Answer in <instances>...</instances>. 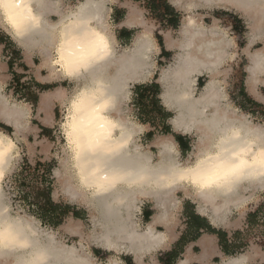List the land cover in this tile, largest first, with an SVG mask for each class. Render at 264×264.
<instances>
[{"label": "bare ground", "instance_id": "6f19581e", "mask_svg": "<svg viewBox=\"0 0 264 264\" xmlns=\"http://www.w3.org/2000/svg\"><path fill=\"white\" fill-rule=\"evenodd\" d=\"M169 2L177 10L185 12V16L179 29V36L174 38L168 33L165 37L166 45L174 49L175 53L172 62L161 68H158L154 59V54L160 49L144 16L132 10L123 20L122 25L132 29L138 28L139 32L130 45L121 47L107 21L111 9L106 7L104 0H84L74 9L62 8L61 0H30L33 15L39 20V25L22 37L8 32L29 58L34 54L42 57L43 66L49 72L47 80L61 78L74 83L70 92L65 88H58L45 96L38 111L40 117L45 113L43 118L45 122H51V104L59 101L65 106V117L60 123V130L66 141L65 158L60 162L62 169H57L55 174L68 200L84 204L88 209L92 226L89 234L85 236L82 230L80 233L79 225L75 226L72 220L66 227L68 230H75V233L79 230L80 237L90 242L88 245L81 241L78 244H66L54 230L44 228L38 219L14 211L7 200L3 183L21 157L18 141L25 132L32 130V126L30 109L4 94L1 76L3 68L0 63V122L13 129V133L10 134L0 128V136L13 139L18 147L14 159L7 165H0V213L7 207L11 222L26 229L31 228L32 232L36 233L34 237L30 233L28 235L30 239L41 241V246L47 253V264H104L97 261V257L91 251V245L115 255H130L137 264H146L144 258L148 256L152 259L153 254L158 251L169 249L175 239L177 213L182 204L177 196L178 192L193 196L198 204V212L208 218L212 225L230 228L237 222L231 218L234 211H240L241 216H244L245 208L255 199L258 192L264 190V185L260 184L259 179L243 181L232 192L208 195L199 193L187 183L172 186H165L163 181L151 184L124 183L105 191L100 187L103 181L91 184L80 182L81 169L92 170L100 167L110 171L109 165L113 163L125 167L133 176L141 168L154 172L163 171L174 165L183 167L189 161L200 158L201 145L204 141L211 140L214 124L220 120L251 131L253 133L251 142L260 143L259 133L264 128L254 124L248 114L240 112V109L230 101L224 86L223 67L235 57V40L227 29L217 22L209 25L204 15L198 12L201 9L213 8L229 11L235 9L246 20L248 43L243 50L249 59V65L246 67L248 75L246 84L254 93L259 86L264 85V75L260 70V65L264 62V49L254 52L251 50L257 43L264 41V0H169ZM54 16L58 17L57 21L54 20ZM80 21H87L89 29L105 35L108 54L90 68L87 74L81 72L79 76L68 77L64 75L63 69L54 63L59 59L55 50L63 43L65 56H68L72 48L65 42L71 39L69 33L75 28L74 22ZM155 74H158V78L155 79L161 86L162 105L174 113L169 120L174 132L197 137L193 145L194 150L191 152V160L187 162L180 159L178 143L172 135L155 138L153 145L158 149L157 155L147 150L140 144L146 126L137 123L125 109L131 101L133 86L149 82ZM201 77H206V81L197 94ZM249 77H253L255 81L251 87ZM81 93L85 94L86 105L78 117L82 121L81 127L92 135L104 130L100 129L95 121L89 124L92 106L90 98L95 93L102 101L107 102L108 106L102 114L105 118V127L111 132L110 142L125 144L119 156L76 159L75 153L68 148L64 126L68 123L71 100ZM143 200L152 201L156 210L152 220L144 227L140 226L137 220ZM2 222L3 215H0V223ZM157 226H162L163 230H158ZM197 243L201 249L197 259L201 264H249L254 260L264 259V252L258 247H253L236 256L229 257L223 254L221 256L218 253L222 258L216 263L208 261L210 256L217 253L213 235H205ZM191 249L189 246L177 264H191V261L196 259L197 254ZM32 259L30 249H18L7 254L0 249V264H30ZM109 264L120 263L112 255Z\"/></svg>", "mask_w": 264, "mask_h": 264}, {"label": "rangeland", "instance_id": "374dc122", "mask_svg": "<svg viewBox=\"0 0 264 264\" xmlns=\"http://www.w3.org/2000/svg\"><path fill=\"white\" fill-rule=\"evenodd\" d=\"M83 1L61 0V7L64 9H74ZM104 1L106 2V7L111 9L107 21L112 31L116 34L121 47L125 48L130 45L136 33L139 32L138 28L132 29L122 25L123 20L128 14L132 10H135L144 16L147 25L152 28L153 35L160 49L154 54L158 68L165 67L172 62L175 51L171 52L166 49L165 34L170 33L174 38L179 36V29L182 25L185 12L174 8L169 0H167L168 5L174 10V16L172 18L168 16V20L167 18L164 20L151 12L144 0ZM198 13L204 15L205 21L209 25L215 22L219 23L234 38L235 57L225 63L223 67L225 90L230 101L240 109V112L248 114L254 124L261 125L264 128V101H260L256 96L251 94L246 86L247 74L245 69L249 65V59L243 52L248 43V25L246 20L235 9H231L230 11L222 8L201 9ZM57 19L58 17L54 16V20L57 21ZM259 49H264V41L251 48L253 52ZM165 51L167 54H164ZM0 63L3 68L1 76L4 94L11 100L22 103L30 109V122L32 126V130L25 132L20 141H18L21 157L17 160L3 183L7 200L14 211L21 214L26 213L38 219L44 228L54 230L66 244L73 245L81 241L88 245L90 242L80 237L82 231L85 232V236L91 232L92 226L88 209L84 204L73 203L68 200L62 192V185L55 174L57 169H62L60 162L65 158L66 141L60 130V123L64 120L66 113L65 106L59 101L51 104V122H45L43 119L45 113H42L40 117L38 111L45 96L50 95L58 88H65L70 92L74 87V83L61 78L47 80L49 72L43 66L42 57L39 54H34L29 58L25 51L12 39L8 31L3 30H0ZM42 77L45 78L42 79ZM155 78H158V74H155L154 78L149 82L139 84L157 83ZM200 79L202 80H199L197 94L200 93L202 85L206 80L205 77ZM259 93L264 95V86H260ZM158 98L160 99V96ZM152 99V94H146L143 101H139L135 94L134 85L131 101L125 108L131 118H134L137 123L146 126V131L141 135L140 144L147 150L152 151L154 155H157L158 149L153 145L155 138L161 135H172L178 142L182 162L191 160V152L194 150L193 145L197 137L195 135L175 133L169 123L174 113L167 110L162 105V102L158 108ZM168 115H171V117H168ZM0 128L7 133H13L11 127L1 122ZM48 188L50 189L51 198L54 203L64 208L67 207L68 213L53 215L47 212L50 211L46 198L47 192H49ZM177 196L182 204L177 213L175 239L169 249L155 254V261L151 262V264H159L158 258L170 252L182 237L186 245L197 237V231L192 227V223L195 222L193 215L204 216L198 212V204L193 196L181 191L177 193ZM153 207L152 201L143 200L141 211L137 214L140 226L144 227L148 223L147 213L143 215L142 212L149 211ZM244 212V216H241L240 211H234L231 218L234 222L237 221L235 225L230 228H222V231L226 232L232 241L231 252L225 256H236L247 252L253 247H258L264 252V190L256 194L255 199L245 208ZM254 212H256V216L252 222H249L248 215ZM70 220L74 221L73 224L75 226L79 225L80 231H78L80 233L78 231L75 233V230H68L66 228ZM59 221L61 222L60 225L57 223ZM203 221L205 222V220ZM52 222L57 224L53 225ZM195 223L200 222L197 221ZM90 248L100 263L109 264L110 256L112 255L118 259L120 264H130L129 260H124L125 257L133 259L132 256L127 254L115 255V253L113 254L93 245ZM180 250L181 247H179V252L182 253L184 249ZM195 252L200 254L201 249L197 248ZM221 256L212 259V262L219 263L222 258ZM182 257V255H179L178 258ZM145 261L149 262L151 258L147 256ZM263 261L264 259L256 261L255 264H262Z\"/></svg>", "mask_w": 264, "mask_h": 264}, {"label": "snow or ice", "instance_id": "6c2138e0", "mask_svg": "<svg viewBox=\"0 0 264 264\" xmlns=\"http://www.w3.org/2000/svg\"><path fill=\"white\" fill-rule=\"evenodd\" d=\"M74 23L75 28L69 33L71 39L65 42L72 51L65 56L63 43L55 50L59 59L54 63L68 77L79 76L81 72L87 74L90 68L108 54L105 35L89 29L87 21ZM38 25L39 20L33 15L30 0H0V30L22 37ZM260 70L264 75V62L261 63ZM254 82V78L249 77L250 87ZM90 100L92 106L89 124L95 121L104 131L92 135L81 127L82 121L78 114L85 110L86 105L85 94L81 93L71 100L68 123L64 126L68 148L75 153L76 159L119 156L125 144L110 142L111 132L106 129L102 114L108 106L107 102L102 101L95 93ZM252 135L244 127L220 120L214 124L211 140L204 141L201 145L200 158L189 161L183 167L174 165L154 172L141 168L133 176L125 167L113 163L109 165L110 171L100 167L81 169L80 182L91 184L103 181L100 187L105 191L124 183L151 184L163 181L165 186L187 183L205 195L232 192L243 181L259 179L260 184L264 185V129L259 133V144L251 142ZM17 151V143L13 139L0 136V165L9 164ZM8 211L5 207L3 213H0L3 215V222L0 223V249L6 254L18 249H30L33 257L30 264H47V253L41 246V241L30 239L28 235L30 233L34 237L36 233L31 228L26 229L11 222Z\"/></svg>", "mask_w": 264, "mask_h": 264}, {"label": "trees", "instance_id": "16d2710c", "mask_svg": "<svg viewBox=\"0 0 264 264\" xmlns=\"http://www.w3.org/2000/svg\"><path fill=\"white\" fill-rule=\"evenodd\" d=\"M147 3V8L156 14V16L161 17L162 19L165 20V18H167L168 20V16L170 18H172L174 16V10L168 5V1L167 0H144ZM176 17V16H175ZM176 25V24H175ZM175 27V26H174ZM164 54H167V52L165 51ZM202 79H200L201 81ZM161 92V87L159 84L157 83H151V84H139V85H135V94L137 96V98L139 99V101H143L144 96L146 94H152L153 95V103L159 108V104L161 103L160 99L158 98V96L160 95ZM168 117H171V115H168ZM167 128H169L167 126ZM50 184V183H49ZM51 185V184H50ZM49 189V188H48ZM49 192H47L46 198H47V202H48V206L50 211L49 214H66L68 213V208L67 207H62L61 205H58L56 203H54V201L51 198V194H50V189L48 190ZM147 216L149 218V214L147 213ZM256 216V212L254 213H250L248 215V221L252 222V220L255 218ZM193 219L195 222H200V223H192V227L197 231V237L195 238V240L201 235L200 230H202L204 227V219L202 217H199L198 215L194 214L193 215ZM53 225H56L57 223H59L60 225V221L57 222L56 224L54 222H52ZM207 229L208 232L214 233L218 236L219 238V242H220V246L222 247V250L224 253H226L227 255L230 254V248L232 247V241L228 239V235L226 232L222 231V230H217L212 228L210 225L205 227ZM184 238L182 237L176 244V246L167 253V264H173L176 259L179 257L180 253L179 252V247H181L182 251L186 246V244H184Z\"/></svg>", "mask_w": 264, "mask_h": 264}, {"label": "crops", "instance_id": "0c3cea01", "mask_svg": "<svg viewBox=\"0 0 264 264\" xmlns=\"http://www.w3.org/2000/svg\"><path fill=\"white\" fill-rule=\"evenodd\" d=\"M171 4V3H170ZM205 19V18H204ZM166 36H168V34H165V37ZM119 42V41H118ZM165 42H166V38H165ZM257 44H259V43H257ZM256 44V45H257ZM255 45V46H256ZM166 49L168 50V51H171V52H174L175 50L174 49H172V48H168V45H166ZM245 71H246V74H247V70L245 69ZM248 76V75H247ZM202 78V77H201ZM206 78V77H205ZM151 80V79H150ZM157 80V79H156ZM206 81V80H205ZM157 82V81H156ZM199 83V82H198ZM199 85V84H198ZM246 86H247V84H246ZM262 86H264V85H262ZM161 87V86H160ZM248 88V87H247ZM259 88H260V86L257 88V90H256V92H254V93H252L251 91V94H253L254 96H256L260 101H264V95L262 94V93H259ZM161 93V92H160ZM160 96V95H159ZM162 102V101H161ZM149 133V132H148ZM178 143V142H177ZM151 210V211H150ZM149 211H144V212H142V214L144 215L145 213H148L150 216H149V218H148V222H150L151 220H152V218H153V216L155 215V213H156V210H155V208L153 207V208H151ZM204 220H205V222H204V228L202 229V230H200V232H201V235L196 239V240H192V241H190V242H188V244L184 247V250H183V252L180 254V255H182V256H184V253L186 252V250L188 249V247L189 246H191V250H192V252H194L195 254H197L196 252H195V249H197V248H200L199 247V245H198V241L200 240V239H202L203 238V236H205V235H213V237H214V242H215V244H216V247H217V253L216 254H213V256H210L209 258H208V261H212V259H214V258H216V257H219L220 256V254L222 255V254H224V255H227L226 253H224L223 252V250H222V247L220 246V242H219V238H218V236L216 235V234H214V233H211V232H208L207 231V229L205 228V227H207V226H211L212 228H214V229H217V230H222V228H217V227H215L214 225H212V223L209 221V219L207 218H204V217H202ZM227 228H229V227H227ZM157 229L158 230H163V227L162 226H157ZM228 239L229 240H231L230 239V236L228 235ZM171 247V246H170ZM162 251H165V250H162ZM158 252H160V251H158ZM157 252V253H158ZM168 253V252H167ZM167 253L166 254H164V255H161L159 258H158V260H159V264H167ZM201 253V252H200ZM218 253H220V254H218ZM156 254V253H155ZM155 254H153V256H152V259H151V261H149V262H146L145 261V258L143 259V261H144V263H146V264H151V262H154L155 261V259H154V256H155ZM130 256V255H129ZM198 254L195 256V258L196 259H193L192 261H191V264H201L200 263V261H199V259H197L198 257ZM183 258V257H182ZM178 259H181V258H177L176 259V261L173 263V264H177L178 263ZM125 261H128L129 260V262H130V264H137V262H136V260L134 259V257H133V259L132 258H127V257H125V259H124ZM256 261H258V260H254V261H252V262H250L249 264H255V262ZM261 264V263H260ZM262 264H264V261H263V263Z\"/></svg>", "mask_w": 264, "mask_h": 264}]
</instances>
